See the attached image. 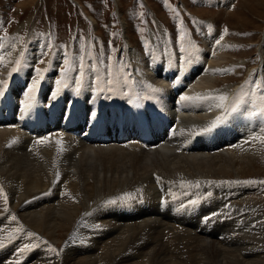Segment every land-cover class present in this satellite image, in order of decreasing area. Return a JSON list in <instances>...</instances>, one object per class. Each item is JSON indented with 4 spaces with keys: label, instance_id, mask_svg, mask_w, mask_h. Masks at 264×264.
<instances>
[{
    "label": "bare ground",
    "instance_id": "1",
    "mask_svg": "<svg viewBox=\"0 0 264 264\" xmlns=\"http://www.w3.org/2000/svg\"><path fill=\"white\" fill-rule=\"evenodd\" d=\"M221 2L229 7L233 0ZM117 11L121 17L119 9ZM21 31L22 27L7 38H0V81L4 82L0 86V91L4 92V95L0 96V188L8 198L6 206L0 199V229L15 230L20 226L22 229H31L28 232H34L33 229L41 230V233H48V237L53 241H58L56 234L60 230H68L73 225L77 231L84 230L82 233H85V239L79 237L85 240L86 248L82 247L84 250H68L69 254L63 259L64 262L54 255H48L49 250H46L43 258L39 255L37 258L41 262L46 260L44 264H131L137 256L146 257L151 253L159 255L156 253L159 250L156 246L159 244L154 236L159 232L163 234L166 230L170 234L182 236L175 245L176 248L180 249L182 245L184 249H189V253L191 250L194 256L199 257L198 261H192L194 256H191L190 260L189 257L178 255L180 260L177 264H218L213 258L220 257L223 259L220 260L221 264H253L257 263L256 259L264 258L261 254L263 247L259 246V243L264 241V234L259 237L260 233L264 232V212H259L261 206H258L259 203L255 204V199L258 198L253 197L257 192L263 193L264 189H255L257 192H254L253 185L243 188L238 181V186L232 187L228 180L217 181L219 177L230 176L239 180L245 176L244 172L248 173L246 169L249 165L253 166L259 159L264 160V142H260V128H239L236 125L237 119L227 111L231 107V96L239 93L245 101L244 111L247 115L250 114L253 104H256L259 113L261 107H264V100L260 98L264 96L262 43L258 48L262 62L257 75L261 85L256 91L250 92L251 83H247L251 81L249 79L245 83L227 82L225 86L219 84L218 78L225 72L224 65L231 63L228 54L230 40H221L217 44L213 33H204V47L200 48L195 38L187 31L185 49L179 52L172 50L169 38H164L169 41V45L165 54H162L159 51L156 32L149 31L148 39L154 49L152 48L153 51H150L147 57L141 56L129 38L125 37V60L120 70L114 67L113 80L109 82L104 67L99 62L96 67L88 61L83 68L74 66L76 46L66 54H61L57 49L53 50L54 52L46 57L49 62L54 60L55 65L40 68L37 63L42 59L37 50L45 49L47 44H42L43 40H27L19 50ZM159 31L161 32L160 28ZM163 34L162 31L161 35ZM44 53L46 55L45 50ZM63 61H71L66 67L71 74L81 76L83 71V76L88 78V87L75 100L79 106L78 110L70 112L66 120L60 117L61 113H64V104L56 83L59 80L57 73L62 72L56 65L62 64ZM13 68L17 71L13 72ZM34 69H40L41 74L38 76ZM37 78L40 83L33 93L31 106L25 109L26 89ZM182 95H225L227 100L224 101V108L214 106L220 103L218 100L211 101L213 106L209 108L208 101H181ZM130 97L132 101H135V97L136 100L139 99L140 111L146 121H152L154 106L159 107L160 121L169 123L162 133L163 136L168 133L166 138L146 140L142 133L133 131L125 139H98L105 137V134L116 136V133H110L114 131H109L98 134L97 138L93 139L96 142L94 143L88 138L91 126L80 124L75 129L71 128L82 116L87 119V124L91 123L92 119L87 116L96 110L101 100L104 101L103 118L111 109L114 110L113 113H117L118 118H127L125 103ZM107 98L111 99V103L104 100ZM68 112L66 110V115ZM225 114L227 119L214 131L199 133V129L207 126L217 116ZM260 116L264 119V115ZM38 118L46 120L40 123ZM12 125L20 126L28 132L24 135H12L11 130H8ZM120 125L121 123L118 127ZM54 131L58 132L55 134ZM158 134L159 132L156 133ZM220 135L226 138L219 142H208L219 138ZM45 137L48 138L47 142H37ZM127 139L131 142H126ZM32 146L37 147L33 149L30 157L37 159H31L23 152L31 151L34 148ZM62 151L66 153L62 154ZM147 181L150 183H145ZM196 182H199V187L195 186ZM223 185H226V188ZM203 188L208 192L205 193ZM128 193L134 201L155 204L161 217L150 220L148 215L131 217L129 213L123 212L122 202L125 199L122 198ZM235 197L236 199H232ZM189 200H195L200 206L195 214L200 223H195L193 227L176 219L180 217L178 211L182 207L189 208ZM109 201L115 203H108ZM221 203L226 204L228 215L217 218L219 220L215 219L216 226L223 227L228 234L217 235L216 239L195 234L198 232L195 229H199L203 223L201 216L214 213L221 207ZM165 210H169L176 217H166ZM79 214L82 217L77 219ZM12 215L16 216V221L11 219ZM165 218L168 222L160 220ZM172 220L175 223H170ZM179 227L187 228L183 229L186 232L180 233L177 230ZM90 228L109 232L107 237L93 240V234L96 236L97 231H91ZM6 232L8 233V230ZM28 232L24 234L27 236ZM127 233L132 234L126 235ZM143 233H150L151 239L140 243ZM248 234H251V238ZM30 238L35 239L36 236ZM227 241L238 243V246L227 244ZM87 242H92L93 248L86 250L89 246L92 247ZM5 243L3 244L7 246L0 250V255L6 256L9 252L10 258H20L22 253L19 251L11 255L15 249L7 250L10 247L22 249L25 244ZM132 245H135V253L131 251L130 255L128 253L126 256L125 252ZM156 255L152 256V260L158 258ZM6 258L3 257L0 261H5L3 259ZM152 260H146L145 263L154 264ZM39 262L33 264H42Z\"/></svg>",
    "mask_w": 264,
    "mask_h": 264
},
{
    "label": "rangeland",
    "instance_id": "2",
    "mask_svg": "<svg viewBox=\"0 0 264 264\" xmlns=\"http://www.w3.org/2000/svg\"><path fill=\"white\" fill-rule=\"evenodd\" d=\"M76 1L78 3H76ZM221 1L222 0H0V38H7L9 35L13 34L20 27H22V31L19 35V50L27 40H43L42 44L45 42L47 46L43 50H37V54H40L41 59L43 60V63H41L40 61L37 63L40 68H46L48 66L55 65L54 60L52 62H49V60H47V58L49 57L48 55L52 54L55 49H57V51H60L61 54H66L74 46H76V48H74L76 58L73 62L75 64L74 66L76 68H81V65L84 67L88 64V62H90L93 67H96L99 65V62L104 67L108 81L112 82L114 67H116L117 70H120V67L125 60L124 58L126 57V53L123 47L127 37L129 38L132 46L137 49V52L141 54V56L143 55L144 57L146 55L145 57H147L149 55V52L151 51L149 50L151 47L150 41L148 39L150 33L149 31L156 32L159 39H157L159 42V51L162 54H165L166 51L164 44L165 39L169 38L172 49L174 51L179 52L185 49L186 31H188L191 36L195 38L194 40L200 48L204 47V33L205 35L213 33L216 36V39L219 41H224L226 39L230 40L228 54L230 56L231 63L227 66L224 65L225 72L223 73L224 75H221L218 78L219 84L221 86H225L227 82L245 83L249 79L252 81L250 92H254L261 85L260 79L257 75L259 72V66L262 62L260 51H258V48L261 43L264 47V0H233L229 7L223 4ZM117 9H119L121 17L118 16ZM243 19L244 21H242ZM27 22L29 23L27 24ZM159 28L161 29V32H164L163 36L161 35ZM225 29H227V32L224 31ZM181 31H183L184 33L183 38H181L180 35ZM44 50L46 52V55L44 53ZM69 63H71V61H63L62 64L60 63L56 65V67L62 71L61 73H57V76L59 78L58 81H63L62 84H57L64 104V113H61L60 115L62 119L66 115V110L69 111L72 106V112H76L78 110L79 106L75 103V100L88 87L87 77L74 75L71 74L68 70H66V67L67 65H69ZM128 102V110L130 112L135 111V101L129 100L128 98ZM233 106H235L236 110L229 112L232 117H235L237 119L236 125L241 129L251 127L260 128L261 138H264V119L260 116L259 112L257 111L256 104L252 105L250 114L247 115L244 111L245 101L242 97H240L239 93L231 96L230 108H232ZM133 124L137 123L133 120H130L127 123V125L131 126ZM18 127L17 125H12L9 126L11 131L9 130V128L8 130L12 135H24L28 132V130H24V128H20V126ZM89 129L91 132L92 127H90ZM57 132L58 131H54L53 133L56 134ZM53 133L49 134L52 135ZM223 137L224 136L220 135L219 138L210 140L208 142L223 141L226 138ZM260 142H264V139H261ZM208 144L214 145L215 143ZM32 147L34 148H32L31 151H23L29 157L33 149H35V147L37 146ZM64 153H66V151H62V154ZM73 154L76 156L79 155L78 153ZM30 158L37 159L32 157ZM246 171L248 173L244 172L245 176L241 177L239 180L235 179L236 177L234 176H230L219 177L217 181L227 182L226 180H228L229 183H232V187H237L238 184L243 185V188L247 187L248 185H253V191L255 189H264V184L247 183V181H264V160L259 159L254 163L253 166L249 165ZM154 173H157V171H154ZM181 179L184 180V178ZM238 181L239 183L237 184ZM145 183L150 182L147 181ZM225 186L226 185H223V187ZM260 186L263 188H261ZM207 192L208 191L205 190V193ZM257 193L253 194V197L258 198L255 199V204H260L258 205L261 206V210H259V212L262 213L264 212V192L261 194L258 193L259 195ZM122 199H125L122 202L123 212L129 213L131 217L148 215L150 216V220H155L161 217L160 210L156 208L155 204H146L143 201H134L132 199L131 194L129 193L125 195ZM232 199H236V197ZM190 200L188 202H190ZM219 205H221V207L216 209V211L214 212L217 213V215L213 216L210 220L206 219V217L211 216V214L213 213L208 214L207 216H201V218H203V223L199 227V229H195L198 232L195 233V231H193L192 234L199 233V235L206 238L208 237L210 239H216L217 235L228 234V232L224 231L223 227L216 226V222L217 220H219L217 218H224L228 215V211L225 210L226 204L221 203ZM165 206L166 204L163 207ZM199 208L200 206L198 204L195 203L194 205L191 203L189 208L182 207L178 211L180 217H176L175 215L171 214L169 210H165L164 215L166 217H176V219L180 220L181 222L191 224V227H193L195 223H200L197 217L195 216ZM117 215L119 214L117 213ZM80 217H82L81 214L78 215L77 219H79ZM160 220H165L168 222V219L166 218ZM205 220H208L209 222ZM170 223H175V221L172 220ZM17 228H20L19 231H16ZM17 228H15V230L13 229L14 231L18 232L17 234L13 230L0 229V244H2V246H0V250H3L4 247L7 246L3 244L5 242V244L21 242L25 245H29V247L26 249V251L24 250V252L19 251L21 247H18L17 250L16 247L8 248L7 251L15 249L13 252L10 253L11 255H15L14 253L18 251L22 253L20 255V258L17 256L15 259L13 257L10 258L8 256L9 252L6 251L7 255H0V260L3 257H7L6 259H3L7 261H0V263L2 262L3 264H28L30 262L29 264H33L34 262L40 261L37 259L39 258V256H41V258L44 257L42 255L45 254L46 250H49L47 251L48 255H54L55 258H57L58 260L61 259L64 262L65 257L69 254V252H72L71 249H77L82 251L84 250L82 249V247L86 248V245L84 244L85 240H83L85 239V233H82L84 230L77 231L74 229V225L68 230H60L59 233H61L56 234L59 239L61 238L60 240L58 239V241H53L50 236L48 237V233L46 235V233H41V230L36 231L35 229L33 230L34 233L37 234L36 238H30L24 233L28 232V230L30 231L31 229L27 227L22 229L20 226H18ZM183 229L187 228L179 227L177 230L180 233H183V231L186 232ZM263 229L264 228H262V230ZM7 230L8 233L6 232ZM91 231H97L96 233L93 232L96 234V236L93 234V240H98L104 238L105 236L107 237V234L109 232L107 230L97 228H93ZM63 232L67 234L64 235L65 233ZM166 232L168 233L167 230ZM166 232L163 233L164 236L163 234H161V232L158 233L159 237L162 236L161 239L158 237V234H155L154 236L159 242L158 243L154 238L156 243L159 244L156 246L157 248L159 247V250H157L156 252L159 255L151 253V257L150 255L146 257L143 255L137 256L132 260L131 264H144L145 262L152 260L153 255L158 256V258L155 257L154 260H152L154 264H171V262H173L172 264H177V262L180 260L179 256H184L187 258L189 257L191 260V256H194L191 250V253H189V249H184L182 245L180 249L175 247V245H177L179 239L182 236L179 234L173 235V233H168V235ZM2 234L4 236H2ZM130 234L132 233H127L126 235ZM143 234L140 236V238L143 239L140 240V243H143L145 240L151 239L150 233ZM262 234H264V232L260 233L259 237L263 236ZM5 235L7 236V238ZM74 235L77 238H74ZM248 235L251 238V234ZM25 236L27 239L25 238ZM80 236L83 239H80ZM174 237L176 238V240ZM72 238H74L75 241ZM78 240L84 242H79ZM173 240H175V242ZM124 241L125 239L121 242L123 243ZM92 242H87V244L90 243L92 247L89 246V248H87L86 250L93 248L94 244ZM168 242L170 243L168 244ZM226 243L229 244L230 242L227 241ZM138 244L139 242L137 243V245ZM231 244L232 246H238V243H230V245ZM134 246L132 245L130 247L131 249L129 248L125 252V255L128 253V255H130L131 251L135 253L136 248H133ZM160 246L164 247L163 252L167 253H163L161 251L162 247L160 248ZM243 246H245V244H243ZM259 246L263 247L264 250V241H261V244L259 243ZM51 247L55 248L58 254L50 251ZM158 251H160L162 254ZM180 252L183 253L181 254ZM261 254L264 257V251L261 252ZM148 257L151 259H148ZM171 257L174 260L171 259ZM220 258L213 259L216 263L219 262L218 264H221L220 260L223 259ZM196 260L198 261L199 257L194 256L192 261ZM45 261L46 260H42V262L40 261L39 263L44 264ZM256 261L257 263H252L264 264V258L256 259ZM51 263L52 262H49V264ZM123 264H127V262H124Z\"/></svg>",
    "mask_w": 264,
    "mask_h": 264
},
{
    "label": "snow or ice",
    "instance_id": "3",
    "mask_svg": "<svg viewBox=\"0 0 264 264\" xmlns=\"http://www.w3.org/2000/svg\"><path fill=\"white\" fill-rule=\"evenodd\" d=\"M225 32H227V29L224 30ZM181 38H183V31H181ZM217 44L220 43L219 40L216 41ZM41 63H43V60L40 61ZM17 63H19V61H17ZM83 66L81 65V68ZM13 72L17 71L16 68H13L12 70ZM34 71L37 72L38 76L41 74V70L40 69H34ZM81 76H83V71H81L80 73ZM3 81H0V86L3 85ZM40 83V80L37 78V79H34L32 82H31V85L26 89V92H27V102L25 103V109L29 108L31 106V101L32 99L34 98L33 97V93H35V91L37 90V87H38V84ZM58 85L62 84L63 81H57L56 82ZM247 83H252V81H249ZM78 91V89H77ZM4 95V92L3 91H0V96H3ZM55 95V93L53 94ZM261 100H264V96H261L260 97ZM180 100L181 101H208L210 102L209 103V108H211L213 105L211 104V101H219L220 103H216L214 106L217 107V108H224V101L227 100V96L225 95H219V96H212V95H208V96H203V95H196V96H187V95H182L180 97ZM236 108L235 106H233L232 108L228 109L227 111H235ZM261 115H264V107H261V110H260V113ZM97 116V113L95 111L93 112H90L89 114V119H95ZM227 119V115H223V116H217L214 120H212L207 126L199 129V133L200 134H203V133H208V132H212L214 131L217 127H219L222 123L225 122V120ZM255 139V137L253 138ZM261 139H264V138H261ZM48 138L45 137L43 140H40V141H37L38 143H44V142H47ZM183 183V182H182ZM247 183H260V184H264V181H247ZM196 187H199V182H196L195 184ZM0 199H2L3 203L5 204V206L7 205L8 203V198H7V194L6 193H3V190L2 188H0ZM108 203H115V201H109ZM190 203L192 204H195L196 201H190ZM227 207V206H226ZM5 212H7V207H5ZM217 215V213H213L211 214V216L209 217H206V219H211L213 216ZM11 219L13 221H16V216L15 215H12L11 216ZM16 231H19V229H16ZM27 235L29 237H35L37 234L34 233V232H28ZM0 246H2V244H0ZM29 247V245H25L23 249H20L19 251L23 252L24 250H26L27 248ZM50 251L54 252V253H57V250L55 248H50Z\"/></svg>",
    "mask_w": 264,
    "mask_h": 264
}]
</instances>
